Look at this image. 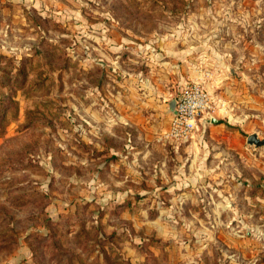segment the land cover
Here are the masks:
<instances>
[{
	"label": "rangeland",
	"instance_id": "374dc122",
	"mask_svg": "<svg viewBox=\"0 0 264 264\" xmlns=\"http://www.w3.org/2000/svg\"><path fill=\"white\" fill-rule=\"evenodd\" d=\"M193 84L185 141L140 129ZM252 133L264 0H0V264H264Z\"/></svg>",
	"mask_w": 264,
	"mask_h": 264
},
{
	"label": "built area",
	"instance_id": "2783aa9c",
	"mask_svg": "<svg viewBox=\"0 0 264 264\" xmlns=\"http://www.w3.org/2000/svg\"><path fill=\"white\" fill-rule=\"evenodd\" d=\"M173 100L169 127L163 136L185 141L188 133L195 128L198 116L211 107L210 98L207 92L193 84L185 87Z\"/></svg>",
	"mask_w": 264,
	"mask_h": 264
},
{
	"label": "crops",
	"instance_id": "0c3cea01",
	"mask_svg": "<svg viewBox=\"0 0 264 264\" xmlns=\"http://www.w3.org/2000/svg\"><path fill=\"white\" fill-rule=\"evenodd\" d=\"M146 46H150L149 44L145 45ZM150 48H154V46H151ZM169 55H171V52H167ZM165 54V53H164ZM152 94V96H149V94ZM158 91H156L155 89H151V90H146L144 89L141 90L140 89V94L137 96L139 98V100H137V104L136 105H132V107L130 106V111L133 113H137V122H140V129L148 131V132H152V131H157V128L160 127V125H165L164 128L167 126L168 120H170V113L169 115H165L163 112V104L161 103V101L159 100V98L157 97ZM151 105L152 107V112H150V114H146L148 113L146 111V109H149L148 106ZM141 118V120H140ZM143 124H142V123Z\"/></svg>",
	"mask_w": 264,
	"mask_h": 264
},
{
	"label": "water",
	"instance_id": "95a60500",
	"mask_svg": "<svg viewBox=\"0 0 264 264\" xmlns=\"http://www.w3.org/2000/svg\"><path fill=\"white\" fill-rule=\"evenodd\" d=\"M169 109L172 111L173 108H174V100H170L169 103ZM213 123H216V121L213 119L212 120ZM246 142L248 144H253L254 146L258 147V146H262L264 145V138H259L257 136V134L255 133H252V134H249L247 137H246Z\"/></svg>",
	"mask_w": 264,
	"mask_h": 264
}]
</instances>
